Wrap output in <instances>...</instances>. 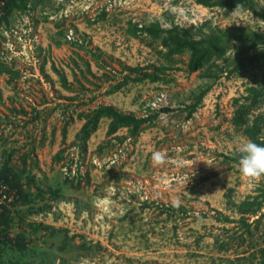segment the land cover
Masks as SVG:
<instances>
[{"label": "rangeland", "instance_id": "obj_1", "mask_svg": "<svg viewBox=\"0 0 264 264\" xmlns=\"http://www.w3.org/2000/svg\"><path fill=\"white\" fill-rule=\"evenodd\" d=\"M30 3L29 11L13 15L10 27H1L3 34L0 29V60L19 72L0 73V151L15 150L16 163L27 159L36 178L33 191L42 193L33 205L49 209L19 206L12 233L23 232L32 243L22 257L7 253L5 263L249 264L242 256L255 250V243L264 247V215L238 247L243 228L230 200L239 203L259 193L264 179L249 184L236 163L225 159L236 151L235 137L247 138L231 118L249 77L221 72L215 82L178 63L168 70V82L130 81L109 90L124 80V66L163 63L154 49L159 42L151 46L146 35L132 36L130 21L170 27L212 20L222 27L263 29V20L248 10L209 8L196 0ZM206 88L187 118L186 107ZM100 103L138 116L158 115L137 137L122 142L107 135L104 119L85 149L79 147L76 134L84 120L78 113ZM117 134L128 136L125 128ZM63 150L64 158L56 161ZM156 150L168 154L163 166L152 163ZM56 189L58 197L51 193ZM177 201L185 212L164 210ZM217 238L232 240L233 247L222 251Z\"/></svg>", "mask_w": 264, "mask_h": 264}, {"label": "trees", "instance_id": "obj_2", "mask_svg": "<svg viewBox=\"0 0 264 264\" xmlns=\"http://www.w3.org/2000/svg\"><path fill=\"white\" fill-rule=\"evenodd\" d=\"M196 2L205 7H218L228 11L236 9L240 4L243 10H248L264 21V2L260 0H196ZM30 8V0H0V29L2 26L10 27L11 18L15 13H26ZM127 30L134 37L146 35L151 38V46L155 42H159L157 46H154V49L163 63L161 65L124 66L123 69L128 71L124 80L112 84L109 92L119 90L130 81L168 82V70L174 69L178 63L186 64V69L189 72L202 70L204 78L213 79L215 82L221 76V72H225L227 75L248 76L250 82L246 87V94L234 99L235 110L231 124L236 130L242 131V134L248 139L264 144V112L260 111L264 105V26L263 29L240 25L222 27L214 24L212 20H206L198 25L182 26L172 23L170 27H165L159 21L144 25L130 21ZM2 31L4 30L1 29V34H3ZM2 38L6 39L3 35ZM180 56H186L187 60ZM218 61H222L223 65L218 64ZM214 67L217 71L213 70ZM55 70L61 78L62 85L70 89L65 74L56 68ZM0 73H8L12 77L19 76L18 71L13 70L1 60ZM208 89L201 90L196 95L195 102L186 107L188 109L187 118L191 117L199 108ZM167 110L168 108L162 109V111ZM157 115L158 112L138 116L122 111L114 105L100 103L88 111L83 110L78 113V117L84 122L76 134V144L85 149L86 142L98 130L104 119L108 121L107 135L115 136L122 142L127 137H137ZM124 128L127 130L128 136L118 135V131ZM66 134L67 130L64 126V137ZM15 152L8 148L0 151V187L7 186L11 191H15L17 196L12 206L0 204V264H6L7 253H18L22 257L27 250H30L32 239L23 232L13 234L12 224L19 206L34 208L33 204L36 203V198L42 194L39 191L35 194L33 191L36 178L29 174L30 164L28 162L27 165V159L22 157V163L13 162L12 157ZM63 158L64 150L59 152L54 159L59 161ZM238 158L237 151H234L230 156H225L228 162L237 163ZM27 169L28 176L25 177ZM259 191L257 194H248L239 203L230 200L239 215L238 224L240 228H243V231L237 236L239 238L238 247L247 241L249 235H254L264 215V182ZM59 192L58 189L51 191L55 197H58ZM47 207L48 205L44 204L35 207V209L36 212H43ZM164 210L174 214L185 212V207L183 205H168ZM258 215V218L250 222L251 217ZM223 219L226 222L232 221L227 217ZM38 227L39 225L34 226V229L37 230ZM231 241L216 239L222 251H228L233 247ZM256 244H254L255 250L251 252L249 250V254L242 257L249 264H264V247L258 248ZM245 252L247 253V250ZM18 262L19 260L15 264Z\"/></svg>", "mask_w": 264, "mask_h": 264}, {"label": "clouds", "instance_id": "obj_3", "mask_svg": "<svg viewBox=\"0 0 264 264\" xmlns=\"http://www.w3.org/2000/svg\"><path fill=\"white\" fill-rule=\"evenodd\" d=\"M236 10H243L238 4ZM236 151L239 154L236 168L239 174L249 183L254 184L264 179V144L251 139L234 138ZM151 160L154 166H163L169 160L168 154L162 150L153 151ZM174 206H179V201Z\"/></svg>", "mask_w": 264, "mask_h": 264}, {"label": "built area", "instance_id": "obj_4", "mask_svg": "<svg viewBox=\"0 0 264 264\" xmlns=\"http://www.w3.org/2000/svg\"><path fill=\"white\" fill-rule=\"evenodd\" d=\"M16 199L15 191H11L7 186L0 187V204L11 206Z\"/></svg>", "mask_w": 264, "mask_h": 264}]
</instances>
